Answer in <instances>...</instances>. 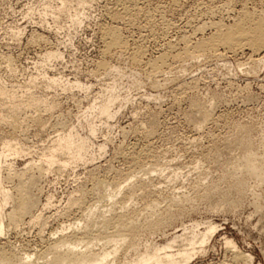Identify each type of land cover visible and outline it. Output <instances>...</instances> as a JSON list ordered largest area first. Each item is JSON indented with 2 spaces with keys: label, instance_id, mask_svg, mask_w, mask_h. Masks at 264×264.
Here are the masks:
<instances>
[{
  "label": "rangeland",
  "instance_id": "rangeland-1",
  "mask_svg": "<svg viewBox=\"0 0 264 264\" xmlns=\"http://www.w3.org/2000/svg\"><path fill=\"white\" fill-rule=\"evenodd\" d=\"M132 1L0 0V244L33 251L92 207L134 218L122 264L209 226L188 264H264V51L213 38L264 0Z\"/></svg>",
  "mask_w": 264,
  "mask_h": 264
},
{
  "label": "bare ground",
  "instance_id": "bare-ground-1",
  "mask_svg": "<svg viewBox=\"0 0 264 264\" xmlns=\"http://www.w3.org/2000/svg\"><path fill=\"white\" fill-rule=\"evenodd\" d=\"M120 2L127 8H133L136 5L132 0H120ZM243 8L246 9V7ZM236 18L234 24L226 28H224V25L220 21L216 22V33L213 35V38L233 46L250 47L255 53L263 52L264 12L243 9ZM104 39L105 48L108 52L113 47L127 45L126 38L121 35L117 26L106 28ZM168 46L170 45L168 44L167 48ZM144 52L142 46L134 49L133 56L138 63L144 62ZM165 57L166 54L162 53L154 59H149L146 63L156 68L159 64L165 63ZM70 145L71 140H67V144L64 146L70 148ZM55 150L49 155L48 162L51 164L53 162H61V155L63 153L55 154ZM249 159L251 160V157L248 156L246 160L249 161ZM99 180L104 181L102 179ZM105 182L108 187L113 185L110 181ZM91 193L95 194V190L91 189ZM111 199L112 197L110 196ZM20 209H22V206H20ZM89 209L91 210L88 213L74 222L73 227H67L73 228L72 232H66L67 228H64L63 232L57 237L47 238L44 245H40L39 248L33 251L18 247L3 248L5 242L0 244V264H122L127 257H120V250L129 247L135 249L140 245L138 242L139 238H137L138 233L134 231L137 227L134 218L128 216L124 220V213L108 217L105 212L106 210L95 209L92 211V207H89ZM215 230L216 227L214 229V227L210 228L209 226V230L201 235L199 241H196L198 234L190 237L186 236L190 248H178L180 249L179 251H175L176 249H173V251L171 249L172 243L177 241L178 238L185 236L183 233L181 235L177 234L172 239V243L155 247L153 252L144 254L141 258L133 259L131 262H126L125 264H188L190 259L196 254L195 249L197 246L195 244L198 242L205 243L209 233ZM4 234L5 221L4 219H0V236ZM227 243L232 244V241H228ZM234 258L237 262L242 261V264H248L250 255L237 251L234 254Z\"/></svg>",
  "mask_w": 264,
  "mask_h": 264
}]
</instances>
